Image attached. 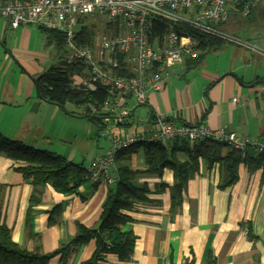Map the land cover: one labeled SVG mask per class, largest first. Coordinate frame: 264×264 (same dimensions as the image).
<instances>
[{"label":"crops","instance_id":"1","mask_svg":"<svg viewBox=\"0 0 264 264\" xmlns=\"http://www.w3.org/2000/svg\"><path fill=\"white\" fill-rule=\"evenodd\" d=\"M4 3L0 0V6ZM249 16L232 12L226 23L216 26L236 38V31H248L251 36L239 38L247 45L223 39L224 45L217 49L197 51L196 58H186L163 75L161 90L147 91V104L139 105L124 94L115 96L117 106L131 113L121 122L109 123L103 120L104 112L98 114L100 120L92 121L85 108L61 107L43 100L35 80L59 62L54 44L47 42L41 28L13 29L0 17V133L86 169L111 147L104 134L126 138L152 133L151 111L155 117L179 124L224 129L247 139L263 136L264 36L260 31L264 1ZM127 70L124 68L125 73H132ZM82 77L74 79L75 86L85 79ZM96 102L99 106L103 103L91 104ZM177 158L188 160L185 153H178ZM26 165L0 154V226L11 231L17 245L50 254L75 238L80 226L99 227L110 186L87 181L75 193L64 195L47 184L40 190L41 202L29 213L34 188L18 170ZM130 166L134 171L146 169L142 150L132 156ZM262 174L263 169L250 174L241 164L238 181L222 190L220 166L208 170L201 161L200 173L188 182L183 204L175 211L169 189L155 193L160 183L173 185L171 170H165L162 177L137 176L136 184L148 185L151 202L125 212L133 221L124 230L137 237L132 258L120 261L111 253L100 264H264ZM96 246L92 240L74 251L66 263L60 255L48 264H85Z\"/></svg>","mask_w":264,"mask_h":264},{"label":"built area","instance_id":"2","mask_svg":"<svg viewBox=\"0 0 264 264\" xmlns=\"http://www.w3.org/2000/svg\"><path fill=\"white\" fill-rule=\"evenodd\" d=\"M264 0H11L0 6V17L8 21L11 28L36 26L56 30L66 38L68 60L85 67L79 87L96 91L107 90L108 98L99 106L89 103L90 113L104 112L105 123L121 122L131 111L119 108L115 96L124 94L135 99L139 105L148 103L147 91L161 90L163 75L169 74L186 58H196L197 42L187 35H180L171 27L162 40L152 38L150 29L154 17L168 20L171 24L185 23L204 32L217 34L225 40L247 45L244 40L220 31L216 26L226 23L232 12L247 17ZM103 16L116 25L119 34L98 40L96 48L81 46L78 33L85 19ZM107 56V65H103ZM121 57L124 59L121 60ZM125 60V61H124ZM123 65H127L126 68ZM132 73L121 74L123 68ZM73 79V82H74ZM237 102V98L234 99ZM154 131L148 135H108L111 147L99 154L90 164L88 180L92 184L113 186L112 175L116 152L138 142L167 144L174 139H186L191 144L203 140L225 142L232 148L244 152L248 147L264 154V135L256 139L242 138L224 129L213 130L207 126L176 123L163 116L153 119Z\"/></svg>","mask_w":264,"mask_h":264},{"label":"trees","instance_id":"3","mask_svg":"<svg viewBox=\"0 0 264 264\" xmlns=\"http://www.w3.org/2000/svg\"><path fill=\"white\" fill-rule=\"evenodd\" d=\"M171 27L181 36L187 35L195 40L198 44L197 51L207 52L217 49L225 42L220 35L192 28L185 23L171 24L168 20L159 17L152 19L151 37H159L162 40L164 34ZM41 29L47 35V42L54 44L60 59L57 64L51 66L35 80V86L41 98L61 107L72 104L77 108H85L87 117H91L92 121L100 120L101 117L90 113L87 104L106 100L108 98L106 88L100 87L96 91H91L75 86L73 77L84 76V65L69 62L65 35L56 30ZM95 38V30L91 26H84L78 33V42L82 45L92 46ZM124 74L126 73L124 72ZM151 118L152 120L155 118L152 111ZM140 150L144 154L146 169L134 171L130 166L131 158ZM178 153H185L188 160L180 161L177 158ZM0 154L14 161H24L27 164L18 170L34 188L30 198L29 213L41 202L40 190L47 184L52 185L61 194L70 195L89 181L88 170L84 166L68 162L64 157L57 156L52 152L38 150L23 142L11 140L1 133ZM115 155L113 175L116 178V184L110 186L111 191L104 202L101 222L97 229L80 226L77 236L70 242L62 244L53 253L43 254L22 249L12 240L11 231L1 225L0 264H48L52 258L60 255L66 263L74 251L92 240L96 241V250L92 258L85 264H100L111 253L117 255L120 261L131 260L137 237L132 231L124 230V227L133 221L125 212L136 209L138 205L151 202L149 199L151 191L148 185H139L135 182L136 177L141 174L162 177L165 170L173 172V185L160 183L155 189L157 194L169 189L173 211L181 208L188 182L201 171V161H205L208 170H212L216 164L220 166V189L222 190L230 188L238 181L241 164L248 168L250 174L263 169L262 183L264 185V154L256 152L251 147L241 152L225 142L211 139L194 144L186 139H174L165 145L138 142L127 149L117 151Z\"/></svg>","mask_w":264,"mask_h":264},{"label":"rangeland","instance_id":"4","mask_svg":"<svg viewBox=\"0 0 264 264\" xmlns=\"http://www.w3.org/2000/svg\"><path fill=\"white\" fill-rule=\"evenodd\" d=\"M244 23L246 24L247 26V20L244 19ZM84 26H91L94 28L95 30V42L92 46H88V45H82L80 44L81 46H87V47H91L94 49V47H96L98 45V43H96V39L98 37V35L101 36L102 39H105V38H110V37H114V36H117L119 34V30L118 32L116 33V25L114 24H109V21L108 19H106V17H103V16H93V17H90V18H87L85 19V21L81 24V28H83ZM251 28V26L249 27ZM255 28H258V27H254ZM261 34H263L264 36V27L262 28V30L260 32H262ZM239 35H237V37L241 38V39H246L248 37L246 36H251V34L248 32V31H245V30H238L236 31ZM250 38V37H249ZM79 43V42H78ZM198 54V52L195 54V56ZM107 56H104V60H103V65L106 66L108 63H107ZM125 61V60H124ZM125 66L126 68H128L127 65H123ZM125 67H122L123 70ZM130 69L127 70V72H129Z\"/></svg>","mask_w":264,"mask_h":264}]
</instances>
